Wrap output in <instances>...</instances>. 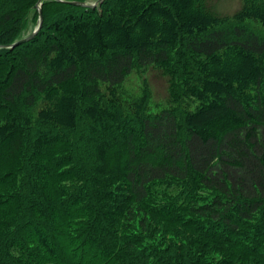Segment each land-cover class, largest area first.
<instances>
[{"label": "trees", "instance_id": "obj_1", "mask_svg": "<svg viewBox=\"0 0 264 264\" xmlns=\"http://www.w3.org/2000/svg\"><path fill=\"white\" fill-rule=\"evenodd\" d=\"M91 1L0 0V264H264V0Z\"/></svg>", "mask_w": 264, "mask_h": 264}, {"label": "rangeland", "instance_id": "obj_2", "mask_svg": "<svg viewBox=\"0 0 264 264\" xmlns=\"http://www.w3.org/2000/svg\"><path fill=\"white\" fill-rule=\"evenodd\" d=\"M211 3L218 13L232 15L241 7L242 0H213ZM91 4H93V1H91ZM33 14V11L29 12L23 36L29 35V33L35 29L34 26L36 22ZM145 86H148L149 90L152 92L150 99V105L154 106L152 110L158 109L153 103H164L168 100V96L170 95L169 78L158 71H147L145 69L135 68L125 81L123 90L137 95L141 94Z\"/></svg>", "mask_w": 264, "mask_h": 264}, {"label": "water", "instance_id": "obj_3", "mask_svg": "<svg viewBox=\"0 0 264 264\" xmlns=\"http://www.w3.org/2000/svg\"><path fill=\"white\" fill-rule=\"evenodd\" d=\"M42 1L43 0H39L38 4L36 5V9L39 11V22H38V26L35 28V30L28 36L22 38L21 40L17 41L16 43H14L13 45H11L10 48H14L20 44H24V43H27V42H30L31 40H33L39 30L41 29L42 27V24H43V16H42V10H41V4H42ZM104 0H98L97 2L91 4V3H80V2H72L71 4H74V5H78V6H82V7H88V8H93L95 7L98 3L102 2Z\"/></svg>", "mask_w": 264, "mask_h": 264}, {"label": "bare ground", "instance_id": "obj_4", "mask_svg": "<svg viewBox=\"0 0 264 264\" xmlns=\"http://www.w3.org/2000/svg\"><path fill=\"white\" fill-rule=\"evenodd\" d=\"M167 26H169V25H167ZM161 27H162V26H161ZM157 50H159V49H157ZM135 58H136V57H135ZM134 60H135V59H134ZM147 63H148V62H147ZM158 63H159V62H158ZM129 66H130V65H129ZM140 66H141V65H140ZM135 68H136V67H135ZM78 79H79V78H78ZM122 82H123V81H122ZM116 85H117V84H116ZM91 96H92V95H91ZM148 96H149V95H148ZM86 98H87V97H86ZM90 98H91V97H90ZM90 98H89V99H90ZM89 99H88V100H89ZM145 100H146V99H145ZM144 102H145V101H144ZM136 105H137V104H136ZM74 106H76V105H74ZM94 107H95V106H94ZM118 107H119V105H118ZM89 108H90V107H89ZM96 108H97V107H96ZM96 108H95V109H96ZM138 109H139V108H138ZM91 112H92V111H91ZM91 112H90V114H91ZM96 112H97V111H96ZM98 112H99V111H98ZM102 112H103V111H102ZM137 112H138V111H137ZM137 112H136V113H137ZM91 115H92V114H91ZM115 115H116V114H115ZM73 118H74V117H73ZM73 118H72V119H73ZM132 120H133V119H132ZM129 121H130V120H129ZM131 124H132V123H131ZM73 126H74V125H73ZM77 192H78V191H77ZM217 233H218V232H217Z\"/></svg>", "mask_w": 264, "mask_h": 264}]
</instances>
